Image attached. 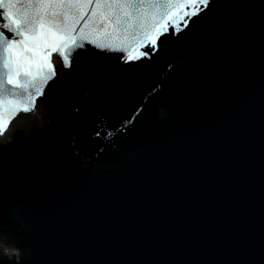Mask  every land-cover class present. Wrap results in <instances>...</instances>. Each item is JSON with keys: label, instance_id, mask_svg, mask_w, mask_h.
I'll use <instances>...</instances> for the list:
<instances>
[{"label": "water", "instance_id": "95a60500", "mask_svg": "<svg viewBox=\"0 0 264 264\" xmlns=\"http://www.w3.org/2000/svg\"><path fill=\"white\" fill-rule=\"evenodd\" d=\"M200 9L132 73L90 43L119 33L57 52L31 97L0 59V118L19 123L0 141V264H264V0Z\"/></svg>", "mask_w": 264, "mask_h": 264}, {"label": "snow or ice", "instance_id": "6c2138e0", "mask_svg": "<svg viewBox=\"0 0 264 264\" xmlns=\"http://www.w3.org/2000/svg\"><path fill=\"white\" fill-rule=\"evenodd\" d=\"M210 4L211 0H36L30 11H21L13 0H0V9H4L0 11V29H3L0 30V59L7 70V83L15 86L13 91L22 89L31 97L29 89H35L39 95L41 90L37 87L36 76L40 75L41 82L46 83L57 75L48 63L49 50L59 52L67 65L66 50L83 48L78 41L89 35L107 38L121 34L120 47H113V43H96L95 40L90 43L95 44L101 59L114 58L123 62L109 69L111 72L132 73L144 61L152 60L170 37H176L182 24L188 26L185 17L199 18L200 5L207 8ZM186 6L188 11H182L179 16L175 14L176 10H183ZM82 21L77 33V25ZM166 21L171 22V32ZM43 64L47 65L46 75L32 71L33 66L39 68ZM3 85L0 80V99L13 104L15 97L9 100ZM15 211L22 218L23 208L18 207Z\"/></svg>", "mask_w": 264, "mask_h": 264}]
</instances>
